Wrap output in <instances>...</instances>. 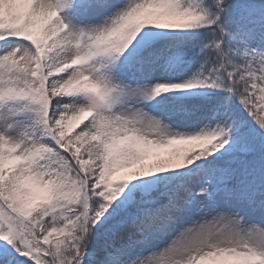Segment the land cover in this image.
Here are the masks:
<instances>
[{
	"label": "snow or ice",
	"instance_id": "obj_1",
	"mask_svg": "<svg viewBox=\"0 0 264 264\" xmlns=\"http://www.w3.org/2000/svg\"><path fill=\"white\" fill-rule=\"evenodd\" d=\"M0 264H264V0H0Z\"/></svg>",
	"mask_w": 264,
	"mask_h": 264
},
{
	"label": "rangeland",
	"instance_id": "obj_2",
	"mask_svg": "<svg viewBox=\"0 0 264 264\" xmlns=\"http://www.w3.org/2000/svg\"><path fill=\"white\" fill-rule=\"evenodd\" d=\"M181 147H187V146H181ZM167 152H168V150H163L161 152V154H160L159 159H167L168 158ZM157 162H158L157 158L156 157H152L149 160L145 161V164H155ZM139 167H140V165L136 166V168H139ZM134 170H136V169H129V170H124V171L118 172L114 176V181L115 180H119L120 178L126 176L129 171H134Z\"/></svg>",
	"mask_w": 264,
	"mask_h": 264
}]
</instances>
